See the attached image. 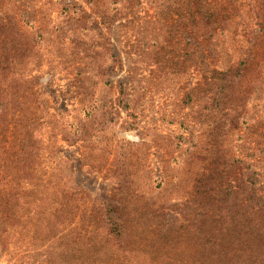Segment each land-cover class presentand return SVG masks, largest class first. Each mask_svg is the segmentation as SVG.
Instances as JSON below:
<instances>
[{
  "label": "rangeland",
  "instance_id": "1",
  "mask_svg": "<svg viewBox=\"0 0 264 264\" xmlns=\"http://www.w3.org/2000/svg\"><path fill=\"white\" fill-rule=\"evenodd\" d=\"M12 16L30 59L8 43ZM1 41L0 88L31 95L15 119L58 130L39 164L76 186L91 243L64 230L0 264H210L238 247L239 218L264 216V0H2ZM109 216L124 223L113 245Z\"/></svg>",
  "mask_w": 264,
  "mask_h": 264
},
{
  "label": "trees",
  "instance_id": "2",
  "mask_svg": "<svg viewBox=\"0 0 264 264\" xmlns=\"http://www.w3.org/2000/svg\"><path fill=\"white\" fill-rule=\"evenodd\" d=\"M12 1L16 7L24 4V0ZM25 20L24 16L8 18L11 32L8 43L15 44V59L20 60L30 59L24 56V52L31 53L32 56L30 41L20 29ZM0 58L7 57L0 55ZM21 87L16 84L11 95L9 90L0 88V257L8 253L12 243L21 248L26 239L35 240L33 246H40L49 240L61 243L64 236L59 238L57 235H61L64 230L70 233L74 231L77 245L86 246L91 241L83 242L81 234H77L75 228L78 209L76 201L71 198L76 197V186L69 184L61 187L54 178L58 170L54 167L42 168L39 164L40 160L52 159L54 156L53 148L58 139V130L42 121L45 117L43 112H39L31 121L23 116L15 119V112L18 110H24V114H30L27 113L28 110H31V114L34 113L33 105L26 107V99L31 95L25 94ZM16 88L18 89L15 90ZM39 95V90H36V95L32 94L34 104L39 102ZM10 126L17 128V135L11 133ZM44 146L51 147V153L45 155ZM45 175L49 178L44 179ZM86 221L89 220L82 217V223ZM100 221L103 222L100 236L113 245L114 230L110 226L123 227L122 218L109 216ZM238 225L240 232L245 233L238 240V247L233 250L223 245L215 246L212 248L210 264H218V258H215L217 253L226 259L230 253L237 254L235 257L238 260L234 264H264V216L249 215L247 219L241 217ZM30 233L35 234L33 238H28ZM228 238L229 232L223 231L221 240ZM229 262L230 260L227 263Z\"/></svg>",
  "mask_w": 264,
  "mask_h": 264
}]
</instances>
